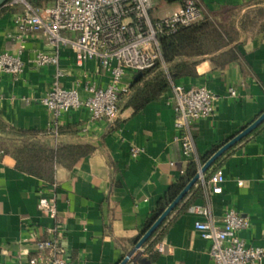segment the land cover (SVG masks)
Wrapping results in <instances>:
<instances>
[{
	"label": "crops",
	"instance_id": "obj_1",
	"mask_svg": "<svg viewBox=\"0 0 264 264\" xmlns=\"http://www.w3.org/2000/svg\"><path fill=\"white\" fill-rule=\"evenodd\" d=\"M29 1L42 6L52 0ZM185 1L151 0L153 21L168 17ZM195 1L203 19L223 32L225 43L195 58L196 65L174 83L206 87L218 96L214 115L191 131V158L183 155L176 140L175 114L168 105L174 84L140 110L128 105L130 95L122 96L114 122L90 121L80 108L64 113L57 134L50 132L52 117L42 99L53 85L55 68H37L33 60L37 52L53 50L41 33L26 36L24 72L16 78L0 75V264L39 257L50 263L54 252L40 251L37 244L52 238L74 264H120L190 165L195 162L199 172L203 161L264 113V0ZM21 11V6L0 9V54L18 51L14 20ZM59 57L61 86L78 85L82 98L89 95L86 86L110 83L96 62L78 67L70 48L62 47ZM230 89L236 97L229 95ZM133 149L140 151L137 158ZM43 168L48 176L34 173ZM217 170L226 178L218 195L209 186ZM42 198L55 202V214L39 208ZM191 206L208 208L216 223L229 209L246 216L250 227L240 237L264 250V122L224 153L165 220L152 261L142 247L128 264H140L137 259L149 264H214L211 243L194 227L205 217L189 213ZM162 244L164 253L157 250Z\"/></svg>",
	"mask_w": 264,
	"mask_h": 264
},
{
	"label": "built area",
	"instance_id": "obj_2",
	"mask_svg": "<svg viewBox=\"0 0 264 264\" xmlns=\"http://www.w3.org/2000/svg\"><path fill=\"white\" fill-rule=\"evenodd\" d=\"M7 6L22 7L14 20L19 47L16 53L0 54V75L16 78L24 72L21 55L29 33L38 32L47 39L53 51L37 52L33 63L37 68H55L53 85L42 99L52 117L49 131L53 134H57L64 113L80 108L86 109L90 121H116L120 99L130 95L136 75L161 61V37L172 35L204 17L195 0H186L182 8L157 22L151 17V0H52L42 6H34L29 0H10ZM62 47L76 53L78 67L89 61L96 62L110 76V83L106 87L86 86L89 94L86 98L81 97L78 85L71 89L62 87L64 71L59 57ZM172 90L168 105L175 114L176 140L183 155L191 158L195 153L191 131L199 121L214 115L218 96L206 87L186 88L174 84ZM229 95L236 97L237 92L230 89ZM139 155L140 151L133 149L132 156ZM199 181L204 182V175ZM225 182L223 171H215L209 178L211 192L221 194ZM39 208L51 214L57 211L55 202L48 198L39 201ZM188 211L205 217L196 221L194 227L202 239L211 243L209 255L214 264H260L264 260V250L249 245L239 235L250 227L246 216L229 209L220 223H216L206 207L191 206ZM37 246L40 251L52 250L53 260L45 263L41 257L29 258L21 264H74L65 257V250L55 238L40 241ZM157 250L164 253L165 246L159 245Z\"/></svg>",
	"mask_w": 264,
	"mask_h": 264
},
{
	"label": "trees",
	"instance_id": "obj_3",
	"mask_svg": "<svg viewBox=\"0 0 264 264\" xmlns=\"http://www.w3.org/2000/svg\"><path fill=\"white\" fill-rule=\"evenodd\" d=\"M224 43L223 32L214 22L208 19H202L189 27H181L176 33L161 37L162 59L153 68L142 72L139 78L135 77L128 105L140 110L149 102L159 99L172 84L190 72L191 67L197 63L195 58L220 50ZM49 160L47 159L45 163L49 164ZM206 162L203 161L202 164L204 165ZM28 165L29 163H25L26 169H28ZM44 170L43 168V172L34 173L40 176H48L49 172ZM197 174L198 167L193 162L185 176L169 189L167 196L161 202L156 214L135 245ZM165 222L143 246L145 253L149 255L150 261H152L154 255L153 247L161 239V235L158 233Z\"/></svg>",
	"mask_w": 264,
	"mask_h": 264
},
{
	"label": "water",
	"instance_id": "obj_4",
	"mask_svg": "<svg viewBox=\"0 0 264 264\" xmlns=\"http://www.w3.org/2000/svg\"><path fill=\"white\" fill-rule=\"evenodd\" d=\"M10 0H0V9L7 5ZM142 73L138 75L140 77ZM137 77V78H138ZM264 122V113L256 119L251 125L244 129L240 134L226 143L220 148L200 169L198 174L191 180V182L184 188L179 196L169 205V207L163 212V214L157 219L152 227L144 234L140 241L135 245L132 251L125 257L120 264H128L132 258H135L137 252L144 246V244L152 237L157 229L164 223V221L171 215V213L177 208V206L183 201L191 189L198 183L200 177L214 165V163L230 148L242 141L249 134H251L256 128H258ZM140 264H149L145 259H137Z\"/></svg>",
	"mask_w": 264,
	"mask_h": 264
}]
</instances>
